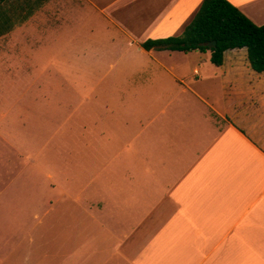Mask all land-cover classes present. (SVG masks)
<instances>
[{
    "label": "crops",
    "instance_id": "0c3cea01",
    "mask_svg": "<svg viewBox=\"0 0 264 264\" xmlns=\"http://www.w3.org/2000/svg\"><path fill=\"white\" fill-rule=\"evenodd\" d=\"M203 1H0V89L26 77L34 90L38 28L43 75L90 78L111 61L102 169L77 159L90 120L81 133L65 120L41 143L33 129L38 144L16 152L15 175L0 183L8 260L31 243L38 221L42 264H264V73L246 48L226 51L217 67L210 51L143 47L181 36ZM227 1L264 25V0ZM53 32L70 47L64 66L45 59Z\"/></svg>",
    "mask_w": 264,
    "mask_h": 264
},
{
    "label": "rangeland",
    "instance_id": "374dc122",
    "mask_svg": "<svg viewBox=\"0 0 264 264\" xmlns=\"http://www.w3.org/2000/svg\"><path fill=\"white\" fill-rule=\"evenodd\" d=\"M38 22L39 25L42 24L41 20ZM43 33L42 28L36 29V41L38 40L39 43L35 47L34 90L31 79L26 77L20 78V82L12 84V87L4 85L0 89V114L3 115V117L0 116V183L9 180L11 176L13 177L14 173L11 172H14V169L16 170L17 151L25 150L26 153L31 151L32 142L38 144L37 140L34 141L36 136L37 138L41 137L40 143L44 142L43 138L48 131L53 132L54 135H58V132H61L62 126H64L61 123L65 120L70 122L67 123V126L80 128L76 131L77 133H81L82 126L78 125L81 124V120L83 123H87L90 120V124L87 126L89 132L81 138L84 153H78L79 157H77L78 160L86 161V167L88 166L91 169L95 168L96 172L102 169L100 167L101 163L97 164V156L103 161L104 157H107L109 153L106 146L108 142L107 137L106 135H101L106 133L102 132V129L104 127L108 128L107 121L110 108L106 109V105L110 103L111 99L107 98V93L104 92V88L108 83V78L105 76L106 69L109 65L108 62L111 63V61H100L99 69L96 72L92 71L95 74L90 78H64L56 75L51 77L49 75H43L41 72L42 61H39V59H43L42 53L38 55L39 59H37V54L42 52L41 42L43 40L41 41V39ZM49 37L48 41L50 45L48 47H50V52H46L45 59H50L54 66H59L60 63L64 66L67 62L60 61V57L65 56L66 49L70 50V47L66 46V42L60 40V37L64 36H60L59 33L53 32ZM120 63L123 64V60ZM95 116L101 117L98 119L99 125L97 127L94 123L92 124ZM45 124L47 126L49 125V130H47ZM43 128L45 130L41 131ZM33 129L34 135L36 133V136L33 135ZM67 133L73 135L75 131L72 132L71 130V132L67 131ZM107 134H113V132H107ZM19 145L20 147H18ZM39 146L42 147V144ZM24 173L27 175V172ZM21 178L25 179V176L23 175ZM60 206V204L57 205L54 203L53 211L50 212L49 217L45 218V222L51 223V232L47 231L45 239H55L52 225H54V220L58 212H60ZM37 222L35 221L36 229L33 232V237L29 239L31 243L24 244L25 249L23 253H18L8 260V256H4V252H2L0 253L2 259V263L0 264L43 263L44 227L37 225ZM55 236L57 237L56 239L62 238L59 232H56ZM64 238L68 237L64 236ZM64 251L67 252L68 247ZM27 253L30 255L29 259Z\"/></svg>",
    "mask_w": 264,
    "mask_h": 264
},
{
    "label": "trees",
    "instance_id": "16d2710c",
    "mask_svg": "<svg viewBox=\"0 0 264 264\" xmlns=\"http://www.w3.org/2000/svg\"><path fill=\"white\" fill-rule=\"evenodd\" d=\"M213 41L216 46L210 47ZM143 47L184 53L210 51L217 67L222 66L226 51L246 48L251 68L264 73V25L254 24L227 0H204L181 36L149 40Z\"/></svg>",
    "mask_w": 264,
    "mask_h": 264
},
{
    "label": "water",
    "instance_id": "95a60500",
    "mask_svg": "<svg viewBox=\"0 0 264 264\" xmlns=\"http://www.w3.org/2000/svg\"><path fill=\"white\" fill-rule=\"evenodd\" d=\"M208 45H209L210 47H215V46H216V42H215V41L210 42Z\"/></svg>",
    "mask_w": 264,
    "mask_h": 264
}]
</instances>
